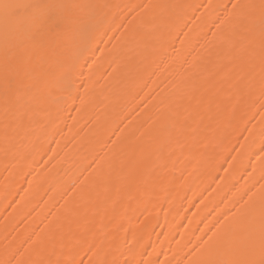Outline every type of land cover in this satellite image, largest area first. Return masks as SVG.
Listing matches in <instances>:
<instances>
[{"label":"bare ground","instance_id":"1","mask_svg":"<svg viewBox=\"0 0 264 264\" xmlns=\"http://www.w3.org/2000/svg\"><path fill=\"white\" fill-rule=\"evenodd\" d=\"M0 264H264V0H0Z\"/></svg>","mask_w":264,"mask_h":264}]
</instances>
